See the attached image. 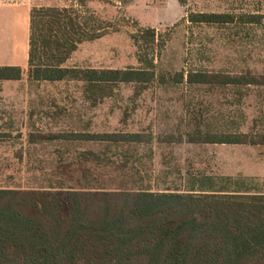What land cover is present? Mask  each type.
<instances>
[{
  "label": "rangeland",
  "instance_id": "obj_1",
  "mask_svg": "<svg viewBox=\"0 0 264 264\" xmlns=\"http://www.w3.org/2000/svg\"><path fill=\"white\" fill-rule=\"evenodd\" d=\"M81 1L86 6L77 4ZM15 5L75 7L110 25L101 38L80 44L66 66L154 70L156 79L144 85L103 87L97 102L88 98L82 81L34 82L28 78L29 69L22 80L0 81V91L19 92L20 100L28 103L0 104V187L35 189L69 174L80 178L86 173L95 187L135 188L139 185L132 178L148 173L155 190H186L189 179L209 175L233 178L232 189L264 193V145L187 142L198 131L264 133V85L187 82L189 73L199 72L250 71L264 77V22L245 20L264 17V0H0V30L11 29L13 16L6 7ZM205 12L228 14L234 22L208 25L188 19L190 13ZM140 28L155 30L156 42H146ZM6 60L0 47V62ZM113 132L151 133L155 141L123 150L47 138ZM167 135L181 136L183 143L160 142ZM88 152L100 154L102 160ZM125 153L132 157L122 170L117 167ZM137 159H142V170Z\"/></svg>",
  "mask_w": 264,
  "mask_h": 264
},
{
  "label": "trees",
  "instance_id": "obj_2",
  "mask_svg": "<svg viewBox=\"0 0 264 264\" xmlns=\"http://www.w3.org/2000/svg\"><path fill=\"white\" fill-rule=\"evenodd\" d=\"M77 4L86 6L84 1ZM188 19L208 25L234 22L228 14L206 12L190 13ZM245 20L262 24L264 17ZM109 27L75 7H33L29 80L82 81L88 98L97 102L103 87L144 85L156 79L154 70L66 66L80 44L101 38ZM140 29L146 32V42H156L155 30ZM164 45L165 41L158 42ZM24 74L22 67L0 66V81H19ZM179 80L184 81L183 74ZM187 82L237 88L264 85V77L250 71L238 75L199 72L189 73ZM47 138L98 142L123 150L152 146L155 141L146 132L60 133ZM183 140L167 135L160 142ZM187 142L264 145V133L198 131ZM87 155L102 160L100 154ZM131 157L125 153V161L117 168L127 169ZM141 160L136 162L142 170ZM151 179L144 173L138 180L132 178L139 185L135 188L111 189L93 186L83 173L80 178L73 174L58 178L47 187H0V264H264V193L232 189L231 177L195 176L186 190H155Z\"/></svg>",
  "mask_w": 264,
  "mask_h": 264
},
{
  "label": "crops",
  "instance_id": "obj_3",
  "mask_svg": "<svg viewBox=\"0 0 264 264\" xmlns=\"http://www.w3.org/2000/svg\"><path fill=\"white\" fill-rule=\"evenodd\" d=\"M3 8V7H0ZM13 16L11 29L0 30V47L6 51V62H0V66H19L24 70L29 69V22L31 9L26 5L6 7ZM23 96L19 92L0 91L1 105H27L20 100ZM251 146V145H250ZM263 146V145H258Z\"/></svg>",
  "mask_w": 264,
  "mask_h": 264
}]
</instances>
